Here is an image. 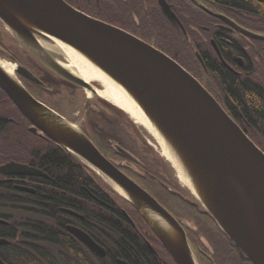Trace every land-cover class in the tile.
Wrapping results in <instances>:
<instances>
[{
    "label": "water",
    "instance_id": "water-1",
    "mask_svg": "<svg viewBox=\"0 0 264 264\" xmlns=\"http://www.w3.org/2000/svg\"><path fill=\"white\" fill-rule=\"evenodd\" d=\"M160 3L181 26L167 3ZM0 22L32 57L61 78L97 95L95 84L53 56L48 46L55 39L119 84L170 148L196 200L254 264H264V151L192 73L151 43L65 0H0ZM14 64L12 74L0 65V88L31 123L30 131L54 140L134 207L176 264H200L174 215L104 155L79 124L37 99L18 74L45 84L23 64ZM0 173L47 176L16 161L0 165ZM70 230L100 257L106 256V249L84 232ZM118 263L129 264L124 259Z\"/></svg>",
    "mask_w": 264,
    "mask_h": 264
},
{
    "label": "flooded vegetation",
    "instance_id": "flooded-vegetation-1",
    "mask_svg": "<svg viewBox=\"0 0 264 264\" xmlns=\"http://www.w3.org/2000/svg\"><path fill=\"white\" fill-rule=\"evenodd\" d=\"M65 1L76 9L124 29L165 52L192 73L243 130L241 123L250 124L247 119L236 115L232 111V108L235 107L232 97L219 80L216 70L222 71L221 68H224L235 75L238 78V82L239 80H249L264 90V0H163L177 16L181 26L164 13L160 0ZM0 30L3 31L2 28ZM2 35H0V45L8 48L5 46L3 38H1L5 36L4 34ZM165 36L169 38L170 42L181 39L183 52L182 49L177 47H168L172 52L160 47V44H164ZM2 53L4 54L0 50V55ZM5 55L10 56L13 61L26 66L45 84V87L40 86L18 74L26 88L36 98L50 107H52V98L73 96L74 92H77L80 88L78 85L61 78L49 70L45 71L46 68L35 64L25 53L21 55L20 52L15 53L10 48ZM174 56L189 57L181 63ZM82 90L85 91L84 88ZM100 103L104 104L102 101ZM104 105L106 106V104ZM100 114V108L96 104H91L87 101L83 117L80 119L76 118L75 121L78 120L76 122L104 155L115 161L120 169L141 184L140 179L144 170L142 168L143 164H132L131 161L120 155L123 154L120 148L124 147L126 150L127 147L120 138H117L116 134L108 131L105 122L110 118L102 117L103 115ZM30 127L31 123L28 126L29 130ZM34 134L43 139V144L52 145L61 152L68 154L65 149H61L54 140L45 134L41 135L40 132ZM114 142L116 143L113 147ZM4 147L5 145L0 139V156L5 155ZM8 152L6 154H9ZM74 161L78 164L77 160ZM16 162L35 167L43 171L47 176L3 175L0 173V186L9 189L10 195L13 200H16L15 204H17V206L13 204L7 210L0 209V264H16L13 256L8 255V252L18 248L22 249L26 254L23 264H100L96 261V255H99L84 239L78 237L70 230L71 227L80 230L88 238L96 241L93 235L94 223L86 213L73 207L64 206L59 208L62 213L60 215L62 220L54 219L52 222L49 221V224L55 230L64 228L65 234L70 238L71 244L65 248V252L60 247H55L40 238L39 234L34 231V224L46 225L48 222L46 215H43V212L41 213L40 211V206L46 204V202L33 196L37 190L45 192L48 186L51 188V185L47 183V180H51V177L46 171L47 167L43 166V164L40 165L33 157H30L28 162ZM34 178H39L40 180ZM90 178L89 183L93 184V176ZM142 186L145 187L144 185ZM89 193L92 194L90 190ZM72 201L75 204L81 201L84 205L90 206L88 201L85 202L77 196H72ZM188 201L195 205L198 204L194 200L192 202L188 199ZM166 208L182 224L200 264H209L206 248L204 247L208 244H206V238L200 230V226L192 218L179 215L172 209ZM123 211L126 212V209L123 208ZM184 220L188 221V225L183 222ZM145 241L163 264H171L167 259L163 258V251L158 249L156 243L147 239ZM199 243H205V245ZM207 247L210 248V246ZM52 252H70L68 255L71 263L60 260L53 261L48 255ZM173 263L175 264V262Z\"/></svg>",
    "mask_w": 264,
    "mask_h": 264
},
{
    "label": "trees",
    "instance_id": "trees-1",
    "mask_svg": "<svg viewBox=\"0 0 264 264\" xmlns=\"http://www.w3.org/2000/svg\"><path fill=\"white\" fill-rule=\"evenodd\" d=\"M181 43V39L170 42L169 38L165 36L164 44H160V47L169 51L171 50L168 47L182 49L183 44ZM174 57L183 63L184 59L189 56ZM221 69L222 71L216 70V74L232 97L235 105L232 111L250 122V124L241 123V125L264 151V90L249 80H239L238 82L235 75L224 68ZM115 107L110 105L109 108L116 111ZM29 124L30 122L0 88V139L5 145L3 148L5 155L0 156V164L10 160L28 162L30 157H33L40 165L43 164L47 167L46 171L51 177V180H47L51 188L48 186L45 192L37 190L34 196L32 195L38 200L46 202L40 206V211L46 215L48 223L46 225L34 224V231L39 234L40 238L55 247H60L65 252V248L71 244L70 238L65 234L64 228L55 230L49 221L62 220L60 207H73L87 214L94 223L93 235L95 240L107 250L105 257L96 255V261L100 264H118L119 259H124L130 264H163L148 247L146 239L153 243H159L165 252L163 258L174 264L160 240L134 207L66 149L68 154L61 152L52 145L43 144V139L28 129ZM105 124L112 134H117L119 131L114 118L107 119ZM120 139L122 142L124 141L123 138ZM128 151L134 157L120 155L131 161L132 164H143L141 184L164 206L179 215L192 218L200 226V230L205 235L206 244H208L204 247L209 264H254L223 233L207 211L201 208L199 204H192L184 196L175 193L173 183L158 173V154L148 147L149 158L144 162L136 150L128 148ZM74 160H77L78 164ZM91 176L94 178L93 184L89 183ZM169 187L172 189L170 190ZM89 190L92 194L89 193ZM72 196H77L85 202L88 201L90 206L84 205L81 201L75 204L72 201ZM15 203L16 200H13L9 189L0 186V209L7 210ZM15 205L17 206V204ZM123 208L126 209V212L123 211ZM202 244L205 245V243ZM64 252H52L48 255L53 261L60 260L71 263L68 255L70 252ZM8 255L13 256L16 264H23L26 259L25 252L20 248L8 252Z\"/></svg>",
    "mask_w": 264,
    "mask_h": 264
},
{
    "label": "rangeland",
    "instance_id": "rangeland-1",
    "mask_svg": "<svg viewBox=\"0 0 264 264\" xmlns=\"http://www.w3.org/2000/svg\"><path fill=\"white\" fill-rule=\"evenodd\" d=\"M0 28H2L3 31L0 30V35L4 34L5 37L3 38V42L5 43L4 47L3 45H0V50L4 52L3 57L7 58L8 60H11L10 56L5 55L8 51V49L12 48L15 53H21L23 55L24 53L27 55L29 59H31L35 64L39 65L40 67H43L34 57H32L11 35V33L0 23ZM3 36V35H2ZM19 45H18V44ZM17 49V50H16ZM1 54V56H2ZM16 62V61H13ZM47 71V69L45 70ZM83 88H79L77 92H74L73 96H63L59 98H52V107L58 111L60 114L68 118L69 120L77 123L78 120L75 121L77 118L83 117L84 108L86 107L87 101H89L91 104H96L100 108V112L103 115L102 117L107 118H114V122L117 124L118 132L116 134L117 138H123L125 143V146L127 147L126 150L132 149L136 150V152L139 154V157L145 162L146 159L149 158V154L147 152V148L150 147L157 156V170L160 175L165 177L168 181H171L174 185V191L176 194H180L184 196L186 199H190L192 202L193 200L196 201L194 198V195L192 191L181 181L179 180L178 173L173 167L172 163L168 161L160 152V150L154 145L153 138L151 134L144 130L138 123H136L124 110L116 106V111L111 110L109 107L111 104L110 101L105 100L104 98H101L99 96L92 95L90 98H88L87 93L82 90ZM101 98V99H100ZM38 99V98H37ZM41 101V100H40ZM100 101L104 102V104H101ZM43 102V101H42ZM118 108V109H117ZM123 112H122V111ZM100 114V115H101ZM78 124V123H77ZM113 143V147L114 144ZM124 148V147H123ZM134 156V155H133ZM140 161V159L138 158ZM179 186V187H178ZM170 190L172 187H169ZM187 199V200H188ZM197 202V201H196ZM186 225H188V221H183ZM202 244V243H199ZM156 245L158 246V249L162 250L161 245L159 243ZM165 255V252H162ZM196 254V253H195ZM197 256V255H196ZM198 259V257H197ZM199 261V259H198ZM200 263V262H199Z\"/></svg>",
    "mask_w": 264,
    "mask_h": 264
},
{
    "label": "bare ground",
    "instance_id": "bare-ground-1",
    "mask_svg": "<svg viewBox=\"0 0 264 264\" xmlns=\"http://www.w3.org/2000/svg\"><path fill=\"white\" fill-rule=\"evenodd\" d=\"M54 45L48 46L53 56L59 59L70 71L84 78L87 82H97V95L110 101L112 104L124 110L136 123H138L144 130H147L152 138L154 145L160 150L161 154L172 163L175 167L179 180L189 189L191 184L184 174V171L178 164L176 158L170 151V148L160 136L158 131L150 123L141 109L133 102L124 89L113 81L110 77L104 74L100 69L91 64L81 54L70 46L61 41L52 40ZM50 45V44H48ZM62 57V58H61ZM0 65L10 74L14 73L16 65L7 58L0 55ZM90 98L93 93L84 89ZM96 95V96H97ZM192 189V188H191ZM190 189V190H191ZM193 192V190H191Z\"/></svg>",
    "mask_w": 264,
    "mask_h": 264
}]
</instances>
